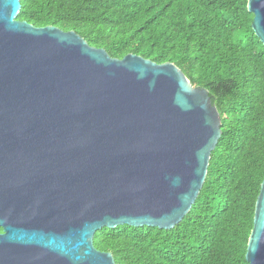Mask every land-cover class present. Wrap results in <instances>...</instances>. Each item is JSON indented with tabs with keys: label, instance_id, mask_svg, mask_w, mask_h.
I'll list each match as a JSON object with an SVG mask.
<instances>
[{
	"label": "water",
	"instance_id": "obj_1",
	"mask_svg": "<svg viewBox=\"0 0 264 264\" xmlns=\"http://www.w3.org/2000/svg\"><path fill=\"white\" fill-rule=\"evenodd\" d=\"M0 0V264H115L102 227L170 229L220 136L207 90L171 62L111 57ZM264 45V0H247ZM245 260L264 264V179Z\"/></svg>",
	"mask_w": 264,
	"mask_h": 264
},
{
	"label": "trees",
	"instance_id": "obj_2",
	"mask_svg": "<svg viewBox=\"0 0 264 264\" xmlns=\"http://www.w3.org/2000/svg\"><path fill=\"white\" fill-rule=\"evenodd\" d=\"M34 26L73 30L111 57L171 62L207 90L220 116L201 189L172 228L117 225L93 237L115 264H248L264 179V45L247 0H19Z\"/></svg>",
	"mask_w": 264,
	"mask_h": 264
},
{
	"label": "flooded vegetation",
	"instance_id": "obj_3",
	"mask_svg": "<svg viewBox=\"0 0 264 264\" xmlns=\"http://www.w3.org/2000/svg\"><path fill=\"white\" fill-rule=\"evenodd\" d=\"M1 230H2V229H1V227H0V232H1Z\"/></svg>",
	"mask_w": 264,
	"mask_h": 264
}]
</instances>
